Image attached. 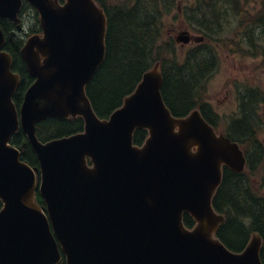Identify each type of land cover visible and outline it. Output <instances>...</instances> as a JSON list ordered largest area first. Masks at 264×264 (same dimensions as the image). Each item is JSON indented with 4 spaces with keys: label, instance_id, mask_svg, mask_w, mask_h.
I'll list each match as a JSON object with an SVG mask.
<instances>
[{
    "label": "water",
    "instance_id": "95a60500",
    "mask_svg": "<svg viewBox=\"0 0 264 264\" xmlns=\"http://www.w3.org/2000/svg\"><path fill=\"white\" fill-rule=\"evenodd\" d=\"M22 1L0 0V17L17 24ZM25 1L42 34L30 35L19 51L34 79L19 111L13 96L20 76L0 28V264H58L61 254L65 264H262L258 232L240 252L215 237L224 217L212 197L222 163L244 167L238 144L216 135L198 110L171 114L158 63L119 108L99 118L85 87L104 60L102 9L93 0ZM76 116L83 131L37 138L39 121ZM19 128L39 169L10 143ZM137 129L148 132L140 146L133 144ZM38 170L45 207L36 200Z\"/></svg>",
    "mask_w": 264,
    "mask_h": 264
},
{
    "label": "trees",
    "instance_id": "16d2710c",
    "mask_svg": "<svg viewBox=\"0 0 264 264\" xmlns=\"http://www.w3.org/2000/svg\"><path fill=\"white\" fill-rule=\"evenodd\" d=\"M174 1L124 0L122 3L111 2L106 5L105 57L86 86V94L98 117L106 118L119 107L124 96L133 91L143 72L155 61L160 60L163 76L161 95L171 113L174 116H183L192 108L199 107L204 118L212 120L206 113L204 98L206 80L216 66V56L214 46H209L207 41L219 40L218 36L213 35L212 28H218L217 19L224 15L229 7L238 10V1H196V10L202 23L209 30L204 29L206 42L188 50L183 57L174 49L172 39L165 35V19L175 7ZM262 1L261 9L255 16L250 17L247 25L245 19L241 20L236 34L239 39L238 46L245 43L251 44L254 48L256 43L264 44V0ZM243 10L246 12L245 6ZM20 17L26 27L25 36L40 31L38 15L26 2L22 5ZM0 27L8 37V32L14 29L15 25L7 19L0 18ZM24 35H17L12 40L7 38L4 46L13 58V70L21 77L14 96L17 107L21 103L25 89L32 81L19 56ZM236 50L242 51L243 46ZM251 92L256 93L255 90ZM241 101L244 106H251L254 103L248 92L241 95ZM250 111L251 109L243 107L242 116L231 123L232 126L227 133L245 150L246 169L241 173L223 169L222 182L216 190L212 204L214 209L225 217L217 230L218 238L229 249L240 251L247 244L251 232L257 230L262 237L260 258L264 264V194L257 192L250 183L251 176L257 168H264V148L256 138L253 128L257 117ZM82 128L81 117L68 119L52 117L37 123L36 134L40 140L46 141L69 135ZM145 137V130H136L133 141L140 144ZM11 142L20 149L22 160L32 167L38 166L36 156L21 129L13 135ZM249 146L252 147L250 155ZM184 223L191 226L193 221L190 216L184 215ZM60 264H64L63 258Z\"/></svg>",
    "mask_w": 264,
    "mask_h": 264
},
{
    "label": "rangeland",
    "instance_id": "374dc122",
    "mask_svg": "<svg viewBox=\"0 0 264 264\" xmlns=\"http://www.w3.org/2000/svg\"><path fill=\"white\" fill-rule=\"evenodd\" d=\"M193 2L194 0H183L181 6ZM245 2L246 4L244 3L243 7L245 6L246 12L242 9L239 18L245 19L247 25L250 17L253 16L263 1L256 0L252 2L251 0H245ZM238 6H241V3ZM226 18L229 21L221 25L220 35L229 38L233 35L234 29L232 28L237 24V18L234 15H228ZM182 23L183 19L178 18L176 27H179L178 25ZM168 27L172 29L171 24ZM178 31L174 29L172 32L173 36ZM193 46L194 43L193 45L191 43L188 45L179 44L176 45V51L183 55ZM215 52L217 64L215 70L207 79L205 94L214 109L220 114L222 120L220 129L223 130L226 117L234 114L237 110L238 92L243 90V87L251 85H256L261 89L264 88V54L259 53V55L249 56L247 53L236 52L228 45L215 47ZM260 118L262 125L258 129V137L264 146V106L260 109ZM250 183L257 192L264 194V168H259L255 171L251 176Z\"/></svg>",
    "mask_w": 264,
    "mask_h": 264
}]
</instances>
